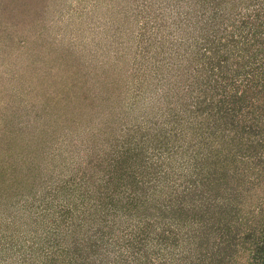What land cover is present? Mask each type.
Returning <instances> with one entry per match:
<instances>
[{"label":"trees","instance_id":"1","mask_svg":"<svg viewBox=\"0 0 264 264\" xmlns=\"http://www.w3.org/2000/svg\"><path fill=\"white\" fill-rule=\"evenodd\" d=\"M135 55L127 83L103 82L84 116L88 152L75 171L9 161L0 127V198L21 203L0 223V259L264 264V0H175V60L150 86V116L146 42ZM127 108L137 123L115 132ZM16 171L28 178L12 181Z\"/></svg>","mask_w":264,"mask_h":264},{"label":"rangeland","instance_id":"2","mask_svg":"<svg viewBox=\"0 0 264 264\" xmlns=\"http://www.w3.org/2000/svg\"><path fill=\"white\" fill-rule=\"evenodd\" d=\"M140 42L147 45L141 68H146L150 116L158 98L150 86L162 62L175 60L167 55L175 52V0H0V127L4 124L8 134L2 149L11 153L9 161L44 167L49 161L52 174L62 164L70 166L69 173L75 171L88 152L84 116L94 111L98 96H106L103 82L122 77L127 83L140 63L135 55ZM123 101L126 105L131 99ZM101 112L100 120L109 117L108 110ZM120 114L115 132L138 118L128 108ZM39 141L43 149L36 150ZM14 173L12 181L28 178ZM20 205L18 195L1 196L0 223L17 220L19 212L13 215L11 209ZM0 264L13 263L0 259Z\"/></svg>","mask_w":264,"mask_h":264}]
</instances>
